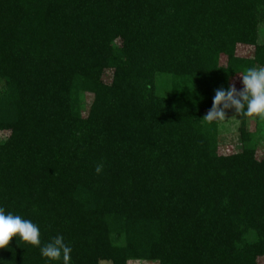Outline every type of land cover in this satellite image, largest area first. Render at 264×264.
Segmentation results:
<instances>
[{
	"label": "trees",
	"instance_id": "1",
	"mask_svg": "<svg viewBox=\"0 0 264 264\" xmlns=\"http://www.w3.org/2000/svg\"><path fill=\"white\" fill-rule=\"evenodd\" d=\"M262 25L264 0H0V207L68 264H264L262 119L230 152L203 119ZM0 264L64 262L17 236Z\"/></svg>",
	"mask_w": 264,
	"mask_h": 264
},
{
	"label": "clouds",
	"instance_id": "2",
	"mask_svg": "<svg viewBox=\"0 0 264 264\" xmlns=\"http://www.w3.org/2000/svg\"><path fill=\"white\" fill-rule=\"evenodd\" d=\"M242 89L234 85L227 88L221 86L215 90L212 106L203 117L206 122L226 119L225 110L234 108L236 113L245 117H257L264 120V67H249L242 74ZM101 166L96 167V172ZM19 237L23 242L39 247L42 257L50 261L63 258L68 264L71 248L65 244L62 235H57L50 242L41 245L39 226L31 220L13 214L0 207V249L9 245L13 237Z\"/></svg>",
	"mask_w": 264,
	"mask_h": 264
},
{
	"label": "rangeland",
	"instance_id": "3",
	"mask_svg": "<svg viewBox=\"0 0 264 264\" xmlns=\"http://www.w3.org/2000/svg\"><path fill=\"white\" fill-rule=\"evenodd\" d=\"M260 39L264 41V25L260 26ZM237 53L239 55L249 56L254 53V45H239L237 48ZM242 76L235 77L233 80V85L237 90L242 89L243 85L241 83ZM226 119L219 121V142L224 151L230 152L235 151L239 148V126L240 119L238 113H236L234 108H229L225 110ZM262 125L264 126V120H262ZM256 118H250L248 120V126L251 131L256 130ZM7 132H3L2 136H5ZM1 135V134H0ZM259 145H258V155L261 156L264 152V128L259 135ZM101 264H111L110 262L103 261ZM131 264H157L156 262H143L137 261Z\"/></svg>",
	"mask_w": 264,
	"mask_h": 264
}]
</instances>
